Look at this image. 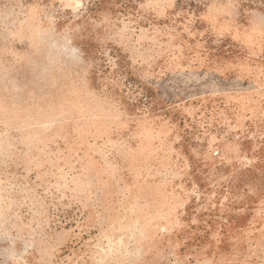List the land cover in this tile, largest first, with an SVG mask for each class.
I'll use <instances>...</instances> for the list:
<instances>
[{
	"label": "rangeland",
	"instance_id": "1",
	"mask_svg": "<svg viewBox=\"0 0 264 264\" xmlns=\"http://www.w3.org/2000/svg\"><path fill=\"white\" fill-rule=\"evenodd\" d=\"M0 264H264V0H0Z\"/></svg>",
	"mask_w": 264,
	"mask_h": 264
}]
</instances>
